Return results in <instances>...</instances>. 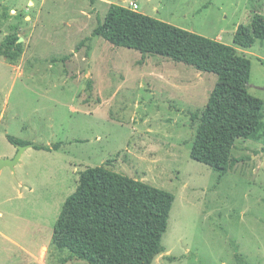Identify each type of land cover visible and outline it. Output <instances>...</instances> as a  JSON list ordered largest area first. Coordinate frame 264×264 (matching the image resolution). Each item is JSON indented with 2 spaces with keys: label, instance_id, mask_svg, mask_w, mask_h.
<instances>
[{
  "label": "rangeland",
  "instance_id": "obj_1",
  "mask_svg": "<svg viewBox=\"0 0 264 264\" xmlns=\"http://www.w3.org/2000/svg\"><path fill=\"white\" fill-rule=\"evenodd\" d=\"M130 1L0 0V44L15 36L23 49L14 62L0 55V159L19 150L8 135L31 145L0 172V264H89L53 234L81 172L102 165L175 195L153 264H264V118L257 138L237 140L227 173L193 159L194 114L218 76L92 37L111 3ZM136 1L235 46L252 61L249 92L264 101V39L234 43L240 25L264 16V0Z\"/></svg>",
  "mask_w": 264,
  "mask_h": 264
},
{
  "label": "trees",
  "instance_id": "obj_2",
  "mask_svg": "<svg viewBox=\"0 0 264 264\" xmlns=\"http://www.w3.org/2000/svg\"><path fill=\"white\" fill-rule=\"evenodd\" d=\"M93 36L143 54L171 57L218 76L206 109L194 114L199 125L193 159L225 174L238 162L233 155L237 140L259 136L264 101L249 92L252 61L235 46L117 3L110 4ZM259 39H264V16L256 13L251 27L239 26L234 43L252 48ZM18 40L7 37L0 44V55L16 61L23 52ZM7 137L16 146L29 144L13 135ZM174 201L172 192L106 165L88 167L63 205L53 243L89 264H153L165 251L162 241Z\"/></svg>",
  "mask_w": 264,
  "mask_h": 264
},
{
  "label": "water",
  "instance_id": "obj_3",
  "mask_svg": "<svg viewBox=\"0 0 264 264\" xmlns=\"http://www.w3.org/2000/svg\"><path fill=\"white\" fill-rule=\"evenodd\" d=\"M19 42H21V39ZM30 146L31 145H29V144L28 145H19V150L14 157L0 159V172L6 166H10L11 168L14 169L15 166L17 165V163L20 161L21 156L23 154V151Z\"/></svg>",
  "mask_w": 264,
  "mask_h": 264
},
{
  "label": "built area",
  "instance_id": "obj_4",
  "mask_svg": "<svg viewBox=\"0 0 264 264\" xmlns=\"http://www.w3.org/2000/svg\"><path fill=\"white\" fill-rule=\"evenodd\" d=\"M126 7L130 8L132 10L138 11L140 6L136 0H132L129 2V5H126Z\"/></svg>",
  "mask_w": 264,
  "mask_h": 264
},
{
  "label": "crops",
  "instance_id": "obj_5",
  "mask_svg": "<svg viewBox=\"0 0 264 264\" xmlns=\"http://www.w3.org/2000/svg\"><path fill=\"white\" fill-rule=\"evenodd\" d=\"M92 51H93V55H94L97 52V49L92 48ZM0 215H2V212L1 211H0Z\"/></svg>",
  "mask_w": 264,
  "mask_h": 264
}]
</instances>
